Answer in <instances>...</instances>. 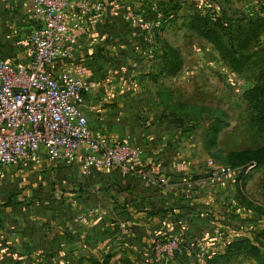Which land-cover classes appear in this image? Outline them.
Masks as SVG:
<instances>
[{
	"label": "crops",
	"instance_id": "1",
	"mask_svg": "<svg viewBox=\"0 0 264 264\" xmlns=\"http://www.w3.org/2000/svg\"><path fill=\"white\" fill-rule=\"evenodd\" d=\"M101 1L103 18L81 32L68 57L49 70L83 73L91 83L82 106L90 132L111 141L128 139L154 180L122 177L116 168L85 175L79 158L66 165L39 155L37 163L7 167L0 177V264H137L141 258L147 263L159 239L188 233L189 218L199 226L205 218L218 219L213 205L206 207L182 189L189 167L178 164L189 159L190 151L171 147L177 134L169 131L170 91L155 80L182 69L179 50L165 39L168 30L185 29L175 20L185 15L186 27L196 32L226 27L232 17H263L264 0ZM69 20L80 21L72 14ZM38 25L30 1L0 0V59L29 64L27 39ZM171 50L177 52L173 61L181 63L173 74L164 67ZM29 175L39 191L29 188V195H19L16 186L6 187ZM159 177L171 184L158 188Z\"/></svg>",
	"mask_w": 264,
	"mask_h": 264
},
{
	"label": "rangeland",
	"instance_id": "2",
	"mask_svg": "<svg viewBox=\"0 0 264 264\" xmlns=\"http://www.w3.org/2000/svg\"><path fill=\"white\" fill-rule=\"evenodd\" d=\"M261 15L263 17L251 18L264 19V13ZM243 17H232L226 27L222 26L226 30L206 26L221 39L211 40L190 30L186 27L185 15L180 21H174L185 29L174 27L165 33V39L180 52L182 69L174 77L156 76L155 82L170 91L169 131L177 134L176 143L171 147L190 151L189 159L178 164L180 168L185 164L189 167L181 186L191 191V196H198L201 203L206 202V207L213 205L218 219L205 218L200 226L187 224L191 236H170L177 245L171 257L156 255L152 249L148 257L151 261L144 263L141 258L137 264L261 262L264 253V136L251 126L250 116L252 106L257 104L256 91L264 73V31L247 40L245 18L248 17ZM173 108L176 111H172ZM173 135L170 139L174 141ZM186 141L190 143L184 144ZM167 144L169 146V142ZM208 161L214 166L230 167L233 172L219 177L214 190L188 187L191 180L207 171ZM34 179L29 175L6 187L16 186L19 195L23 192L29 195L28 189L32 190L36 183ZM259 218L262 219L260 227ZM202 226L207 227L198 230Z\"/></svg>",
	"mask_w": 264,
	"mask_h": 264
},
{
	"label": "built area",
	"instance_id": "3",
	"mask_svg": "<svg viewBox=\"0 0 264 264\" xmlns=\"http://www.w3.org/2000/svg\"><path fill=\"white\" fill-rule=\"evenodd\" d=\"M39 25L28 35L30 63L13 65L0 59V177L7 167L25 161L37 163L39 155L49 162L72 164L80 159L82 174L92 169L116 168L122 177L137 176L151 184L154 176L141 166V152L128 139L95 137L88 128L82 106L91 89L82 72L50 73V67L68 57V47L78 35L93 27L106 11L101 0H28ZM79 18L72 24L69 15ZM190 188L214 187L219 177L233 171L214 166ZM158 188L170 185L167 177L155 178ZM80 222L84 218L79 219ZM128 222L120 227L123 230ZM154 245L156 255L171 257L177 248L172 238ZM21 264V263H18Z\"/></svg>",
	"mask_w": 264,
	"mask_h": 264
},
{
	"label": "trees",
	"instance_id": "4",
	"mask_svg": "<svg viewBox=\"0 0 264 264\" xmlns=\"http://www.w3.org/2000/svg\"><path fill=\"white\" fill-rule=\"evenodd\" d=\"M245 19H246L245 23L247 24V30L245 31L247 40L251 37V35H253L254 37L260 36L261 32L264 31V19L257 18L253 20V18L251 17ZM215 27L220 30H226L223 29V27L218 24ZM216 33H217L216 31L213 30L209 31L207 29L200 31V34L204 35L205 37L207 36L211 40H214L215 38H220L219 36L216 35ZM222 48H224L223 45ZM169 57L170 59L167 63H165L164 67L168 68L169 72L172 74L178 72L181 67V63H177L175 62V60L173 61V58L177 57V52L171 50L169 53ZM256 100H257V104L253 105L251 108L250 124L257 131V133L264 136V73H263L262 81L260 82L256 91ZM174 110L175 108L172 109V111ZM189 219L190 220L188 222H190L189 224L191 226H199L196 220H192V218ZM188 234L190 235L191 233L188 232L187 235ZM260 264H264V253L262 255Z\"/></svg>",
	"mask_w": 264,
	"mask_h": 264
}]
</instances>
